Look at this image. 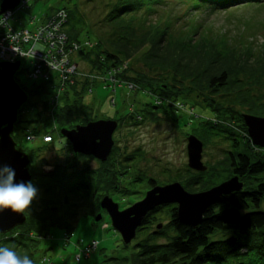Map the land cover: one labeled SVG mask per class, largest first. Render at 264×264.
Segmentation results:
<instances>
[{
    "label": "trees",
    "instance_id": "trees-1",
    "mask_svg": "<svg viewBox=\"0 0 264 264\" xmlns=\"http://www.w3.org/2000/svg\"><path fill=\"white\" fill-rule=\"evenodd\" d=\"M169 1L107 0L99 24L90 26L74 3L63 8L67 18L65 33L62 32L73 40L82 34L96 40L94 48L81 49L76 54L90 72L115 73L139 88L135 94L146 92L155 103L158 96L170 101L180 96L198 100L212 119L198 122L192 130L203 146L218 136L228 140L237 136L233 131L237 124L247 133L243 114L264 118V38L254 50L248 42L232 45L224 36H209L200 25L179 28L171 19V5H189L191 11H226L245 5L264 6V0ZM126 63V70H121L120 66ZM77 87V83L71 87L68 84L64 100L49 116L47 101H32L43 87L21 86L27 101L17 111L12 139L16 149L30 161L28 171L38 192L25 222L0 235V246L29 255L33 264L39 262L41 241L50 228L61 229L69 239L80 217H90L94 224L98 223L95 217L103 211L99 206L103 196L128 199L137 194V200L149 187L159 184L150 177H145L142 188L133 186L135 180L129 183L127 174L142 154L139 150L125 153L116 143L108 159L95 162L91 157L74 154L65 140V162L56 163L52 173L43 171L47 160H36L37 154L26 144L29 133L53 139V129H72L97 120L84 104V89ZM155 103L142 104L145 109L134 110L124 119L130 126H138L139 121L145 122L149 117L155 121L156 113H165L171 107ZM26 110L34 111L32 119L24 118ZM117 122L119 127L122 119ZM39 143L46 148L52 142L44 143L40 138ZM222 164L230 167V176L236 175L243 183L241 191L224 195L210 205L195 228L177 220L175 204L155 207L144 216L141 225L148 229L166 214L172 236L157 243L146 240L137 229L134 243L125 245L122 241L124 255L108 260L112 264H264V151L252 147L247 137L239 136L228 148ZM215 172L214 165L207 166L204 172L186 169L185 175L178 171L169 175L167 181L178 182L188 192L196 193L219 183ZM227 176L223 175L220 182Z\"/></svg>",
    "mask_w": 264,
    "mask_h": 264
},
{
    "label": "rangeland",
    "instance_id": "rangeland-1",
    "mask_svg": "<svg viewBox=\"0 0 264 264\" xmlns=\"http://www.w3.org/2000/svg\"><path fill=\"white\" fill-rule=\"evenodd\" d=\"M25 1L28 8L17 9L10 20V25L15 29L32 28L30 25L32 18H34V23L38 25H43L46 20L50 22L52 15L57 10L69 8L74 3L77 4V9L85 17L89 26L94 25L95 22L99 24L100 19L105 14L103 5L107 0H73L71 2L68 0ZM171 6H173L171 7V19H175L174 22L179 28L200 25L202 31L206 33L208 31L209 36H224L232 45L246 44L248 42L252 44L251 46L254 50L263 43L264 6L245 5L226 11H212L205 8L191 11L189 10V5L172 4ZM64 29L65 27L62 26L61 30L63 32ZM66 37V49L70 50V52L73 50L72 53L69 52L70 57H68V61L74 67V72L70 75L72 81L70 80L69 86L71 87L77 83L78 89L79 86L84 89V104L87 106L86 108L92 111V115L95 118H109L117 121L122 119L121 124L119 123L120 126H117L115 133L113 132L117 147H120L125 153L139 150L142 154V157L135 162L134 169L132 168L127 174L129 177L128 182L135 180L134 182L136 183L133 186L142 188L144 187L145 177H150L158 181L159 184H164L165 182L169 183L167 181L169 175H174L178 171H182L185 175L184 172L188 169L186 166L185 137L189 136L187 133L194 135L192 130L198 125V122H204L205 118L210 117L201 108L199 101L195 100V98L182 96L177 98L178 100H168L171 107L166 108L165 113H156V116L157 114L159 116H157L155 121L149 117L145 122L139 121L140 124L138 126H130V123L124 119L125 116L133 113L134 110L145 109L146 107H143L142 104L153 105L155 103L154 99L146 96V92L144 93L146 95L141 92L135 94L134 92L138 91L139 88L132 86L125 79L118 78L115 73H112L114 78H111L110 75H99L90 72L86 62L78 58L76 54L81 49L94 48L96 40L93 37L90 38L84 36V34L78 40L69 39L67 35ZM19 61V70L14 75L16 82L26 88L36 85L42 86V93L33 98L32 101H47L48 114L51 116V113L64 100L65 93L69 91L68 84L59 81L55 73H50L46 79L31 78L28 73L30 69L29 59L21 58ZM126 65L127 63L122 64L120 66L121 70H126ZM164 100L158 96L156 105L165 103L166 101ZM141 114L144 115V112ZM33 117L34 111H25L24 118L26 120ZM51 124H53L52 121ZM29 127L31 128L32 126ZM233 131L237 136L232 138L239 139V136L244 138L242 134L245 133L240 125L235 126ZM58 132L57 129H53V142L47 145L46 148L40 147L39 139L42 137L39 134L29 133L32 136V140L30 142L26 141L28 147L33 148V151L37 154V161L47 160V164L42 167L47 173L54 171L56 163L62 164L65 162L64 158L67 152L64 149L65 139ZM226 136L228 137V135ZM222 139V136L214 138L213 142L203 146L201 152V162L206 166V169L207 166H215V173L219 175L217 180L219 183L225 181L226 178L220 182L223 175H228L227 179L230 177L228 174L230 167H224L222 160L228 148H230L232 139ZM190 171L192 172L191 169H189ZM188 175L190 176L189 173ZM136 190L139 191V189ZM136 196L137 194H134L128 199H117L114 196V201L121 208H127L130 204L136 202ZM261 210H264V202ZM103 211L98 213L102 217L97 224H94L90 217L77 219L74 224L73 234L69 239L64 237L61 229L50 228L41 241V250H39L40 252L37 255L38 258L40 257L38 264H112V261L108 259L124 255L120 235L112 229L110 219ZM164 215L165 217H162V220L159 221L161 227L155 229L159 231L156 234L152 232L154 230L153 226L139 231L146 240L152 239V241L157 243H164L167 241L164 239L172 236L166 214ZM162 235H165V238ZM141 241L144 242V240ZM134 242L133 239L131 244ZM85 252L88 254L84 255ZM77 257L80 258L79 261H77Z\"/></svg>",
    "mask_w": 264,
    "mask_h": 264
},
{
    "label": "water",
    "instance_id": "water-1",
    "mask_svg": "<svg viewBox=\"0 0 264 264\" xmlns=\"http://www.w3.org/2000/svg\"><path fill=\"white\" fill-rule=\"evenodd\" d=\"M20 0H1L0 15L6 10L14 9ZM20 67V62H0V164L9 165L15 170V182L28 183L31 176L28 171L29 159L19 152L12 139L13 127L17 120V111L26 103L27 94L15 81L14 75ZM243 122L247 129L251 145L264 148V118L243 114ZM117 127L114 120H96L85 125H76L72 129H61L60 136L71 145L74 154L92 156L104 162L113 146L112 134ZM203 144L194 135L186 138L187 167L196 172H204L206 166L201 162ZM241 183L237 176L215 185L207 190L191 193L178 182L163 186H154L146 191L144 197L119 210L108 196L100 201V208L110 219L111 227L120 235L125 245L135 237L137 227L144 216L155 207L167 204L176 205V218L190 228L197 227L202 221V215L212 204L232 192L241 191ZM264 215V211H263ZM25 215L13 214L10 211L0 213V235H4L25 222ZM101 216L98 214L95 221Z\"/></svg>",
    "mask_w": 264,
    "mask_h": 264
},
{
    "label": "built area",
    "instance_id": "built-area-1",
    "mask_svg": "<svg viewBox=\"0 0 264 264\" xmlns=\"http://www.w3.org/2000/svg\"><path fill=\"white\" fill-rule=\"evenodd\" d=\"M26 6V1L22 0L19 8ZM66 17V12L60 9L52 15L50 22L46 20L43 25H38L32 18V28L15 29L10 25L13 12L5 11L0 16V60L15 62L27 58L31 78L46 79L47 75L55 73L59 81L69 84L74 67L68 61L73 50L66 49L67 37L61 30ZM26 140L31 141L32 136L28 134Z\"/></svg>",
    "mask_w": 264,
    "mask_h": 264
},
{
    "label": "clouds",
    "instance_id": "clouds-1",
    "mask_svg": "<svg viewBox=\"0 0 264 264\" xmlns=\"http://www.w3.org/2000/svg\"><path fill=\"white\" fill-rule=\"evenodd\" d=\"M38 190L31 183L15 182V170L0 164V213L27 215ZM0 264H33L27 254H20L14 248L0 246Z\"/></svg>",
    "mask_w": 264,
    "mask_h": 264
},
{
    "label": "flooded vegetation",
    "instance_id": "flooded-vegetation-1",
    "mask_svg": "<svg viewBox=\"0 0 264 264\" xmlns=\"http://www.w3.org/2000/svg\"><path fill=\"white\" fill-rule=\"evenodd\" d=\"M159 113V112H158ZM157 116H159V114H157ZM98 120V119H97ZM103 120H115V119H103ZM92 121H95V120H92ZM115 121H117V120H115ZM144 121V120H143ZM172 121V120H171ZM81 125H85V124H81ZM238 126L240 125V124H237ZM117 126H118V122H117ZM117 128V127H116ZM195 128V127H194ZM193 128V129H194ZM115 131H116V129L114 130V133H115ZM114 133L112 134V139H113V146H114V144H115V140H114ZM191 133H187V135H190ZM242 136L244 137V139L247 137L248 138V135H246V134H242ZM185 138H187V137H185ZM249 139V138H248ZM234 140H235V138H232V142H231V145H232V143L234 142ZM250 141V140H249ZM250 144H251V142H250ZM230 145V146H231ZM112 146V147H113ZM252 146V145H251ZM253 147V146H252ZM255 148V147H254ZM233 149V148H232ZM255 149H259V150H261V151H264V148H255ZM111 152H112V148H111V151H110V153H109V155H108V157H107V159L110 157V154H111ZM238 154H240V152L238 151ZM85 156V155H84ZM88 157H91L92 158V160H94L95 162H96V160L97 159H95V158H93L92 156H88ZM186 157H187V155H186ZM98 161V160H97ZM186 166H187V163H186ZM188 168V167H187ZM43 169V168H42ZM189 169V168H188ZM44 171V170H43ZM193 171V170H192ZM45 172V171H44ZM30 174V173H29ZM30 176H31V174H30ZM233 176H236V175H231L230 177H233ZM229 177V178H230ZM228 178V179H229ZM32 176H31V180H30V182L32 183ZM238 182L239 183H241V185H242V187H241V190L243 189V183L241 182V181H239L238 180ZM166 184H169V183H166ZM166 184H156V185H154V186H163V185H166ZM154 186H151V187H149L146 191H148V190H150L151 188H153ZM145 191V192H146ZM113 202H115L114 201V196L112 197V196H109V195H107ZM144 196V195H143ZM143 196H141L139 199H137L136 201H139V200H141L142 198H143ZM36 200H38V199H36ZM119 209L120 210H122V209H124V208H120V206H119ZM105 212V211H104ZM102 217V216H101ZM168 220V223H169V225H170V220L169 219H167ZM143 221V220H142ZM142 224V223H141ZM153 227H154V230L152 231L154 234H156L157 232H159L158 230H155V229H157V228H160L161 227V224H159V222H156L155 224H153ZM147 228V226L146 225H140L139 227H137V229H139V231H141V230H143V229H146ZM136 229V230H137ZM142 242V241H141Z\"/></svg>",
    "mask_w": 264,
    "mask_h": 264
}]
</instances>
